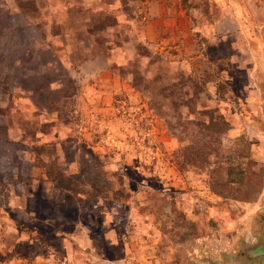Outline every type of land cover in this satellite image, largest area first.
Here are the masks:
<instances>
[{"label": "rangeland", "instance_id": "rangeland-1", "mask_svg": "<svg viewBox=\"0 0 264 264\" xmlns=\"http://www.w3.org/2000/svg\"><path fill=\"white\" fill-rule=\"evenodd\" d=\"M259 232L264 0H0V264H240Z\"/></svg>", "mask_w": 264, "mask_h": 264}, {"label": "water", "instance_id": "water-1", "mask_svg": "<svg viewBox=\"0 0 264 264\" xmlns=\"http://www.w3.org/2000/svg\"><path fill=\"white\" fill-rule=\"evenodd\" d=\"M240 255L236 257L240 264L260 261L264 264V235L262 232L251 234L240 244Z\"/></svg>", "mask_w": 264, "mask_h": 264}, {"label": "flooded vegetation", "instance_id": "flooded-vegetation-1", "mask_svg": "<svg viewBox=\"0 0 264 264\" xmlns=\"http://www.w3.org/2000/svg\"><path fill=\"white\" fill-rule=\"evenodd\" d=\"M264 233V232H263Z\"/></svg>", "mask_w": 264, "mask_h": 264}]
</instances>
